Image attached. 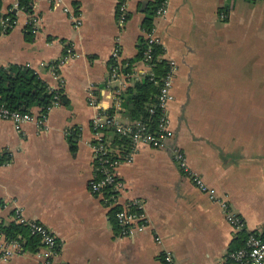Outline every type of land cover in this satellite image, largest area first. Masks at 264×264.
<instances>
[{
    "label": "crops",
    "instance_id": "0c3cea01",
    "mask_svg": "<svg viewBox=\"0 0 264 264\" xmlns=\"http://www.w3.org/2000/svg\"><path fill=\"white\" fill-rule=\"evenodd\" d=\"M78 1L76 8L71 0H33L26 13L16 9L17 0H2L1 13L16 9V20L0 36V68L31 69L51 90L59 88L68 105H53L45 125L0 120V224L14 223L17 210L41 223L56 238L60 264H164L166 252L174 264H222L238 233L218 201L183 174L171 147L184 153L218 200L228 202L245 232L264 233V0H170L167 14L153 17L161 58L176 64L167 110L172 136L165 149L142 145L131 163L117 168L120 206L139 200L148 219L144 232L129 237L121 235L102 195L90 190L92 123L111 110L123 125L135 122L121 104L114 107L115 91L132 87L151 68L134 62L129 75L121 71L109 84L110 63L116 48L121 66L137 56L154 0H126L124 20L119 0ZM29 16L39 21L31 40ZM240 93L252 98H244L243 116L235 118L234 95ZM32 113L38 117L39 109ZM106 136L113 143L114 135ZM16 238L22 254L3 261L0 251V264H39L38 249Z\"/></svg>",
    "mask_w": 264,
    "mask_h": 264
},
{
    "label": "built area",
    "instance_id": "2783aa9c",
    "mask_svg": "<svg viewBox=\"0 0 264 264\" xmlns=\"http://www.w3.org/2000/svg\"><path fill=\"white\" fill-rule=\"evenodd\" d=\"M118 15L124 20L126 0H119ZM170 0H163L161 6L155 12L156 16H165ZM220 18L225 19L226 14L220 13ZM77 21L78 20L75 18ZM39 23L37 16H29L28 26L31 27V32H36V25ZM146 37L147 50L145 51L144 62L148 64L149 53L153 46L159 45L158 41L153 36V29L147 32ZM68 56H73L71 50L66 49ZM162 57V54L159 58ZM119 49H115L112 53V61L110 63V74L108 83L119 81L121 79V65L118 61ZM168 71L162 78V85L157 98V107L161 111L159 125L156 133L148 131L143 123L132 122L123 125L115 116V114L107 115L105 112L100 113L93 121L92 128L95 135L94 143V178L90 182V190L93 194L102 195L103 202L114 212V219L120 228V233L123 237L134 236L144 232L148 227V219L144 209V205L139 200H133L123 206L119 204V195L122 188V182L118 178L117 168L121 162L131 163L134 159L137 149L142 146H149L154 149H165L171 139L172 133L169 126V117L167 114L168 105L173 101L171 92L173 79L175 75L176 64L169 60ZM149 65V64H148ZM58 65H52L54 75L57 74ZM151 68V66L149 65ZM151 72V71H150ZM148 72V73H150ZM54 90V89H53ZM56 91L60 90L55 89ZM121 89L117 88L115 91L114 107H120V95L123 93ZM56 104V103H54ZM49 111V110H48ZM48 111L34 115L30 113H19L11 111L4 105H0V120L12 122L16 127H20L24 123L33 122L38 125H45ZM152 112V111H150ZM113 129L112 134L116 133L127 137L129 143L127 146H114L108 141L105 129ZM171 155L173 161L178 165L183 174L191 179L193 184L211 200L218 201L226 220L232 225L236 233L244 230V222L236 215L230 208L226 200H218L214 190L209 188L202 178L197 175L189 166L187 158L177 147H171ZM109 193V194H108ZM14 223L22 227H26L30 235L39 239L40 245L36 251V257L39 259V264H60L54 261V257L58 251V243L53 233L44 225L38 222L29 221L20 211H16ZM159 242V238H155ZM0 241L3 242L0 251H2V260L6 261L14 253L22 254V240L21 239H7L0 233ZM164 264H174V259L171 253L166 252L163 256ZM222 264H264V236L249 234L245 246L235 251H230Z\"/></svg>",
    "mask_w": 264,
    "mask_h": 264
},
{
    "label": "trees",
    "instance_id": "16d2710c",
    "mask_svg": "<svg viewBox=\"0 0 264 264\" xmlns=\"http://www.w3.org/2000/svg\"><path fill=\"white\" fill-rule=\"evenodd\" d=\"M74 7H78V0H71ZM163 0H154L150 5L149 13L143 22L146 32L152 29V20L155 12L161 6ZM2 0H0V36L11 30L16 20V9L26 13H31L33 8V0H17L16 9H11L7 14L1 13ZM26 37L28 40L32 39L31 27H25ZM147 50V43L142 39L137 56L126 66L122 67V73L129 75L131 73V65L137 61L145 60V51ZM163 54V49L160 45L153 46L149 53L148 64L151 66V72L143 75L132 87L127 88L120 95V104L124 115L130 120L146 125L148 131L156 133L161 111L157 107V98L162 85V78L168 71V63L165 59L159 58ZM61 104L68 105L67 99L62 92L51 90L49 86L43 82L39 76L29 68L22 66H10L6 69L0 68V105H4L11 111L19 113H31L34 108L39 109V113L47 112L53 105ZM152 111V112H150ZM112 115V110L106 113ZM104 132H113V129H105ZM72 150L75 149V138L77 132L72 131L68 135ZM129 139L127 137L115 134L113 138L114 146H127ZM0 155V165L3 160ZM109 194V193H108ZM116 210V209H115ZM111 215L114 219V212ZM115 221V219H114ZM0 233L7 239H15L17 236H22L25 239L23 246L25 248L36 251L40 245L37 237L30 235L26 227L17 225L16 223H9L7 225L0 224ZM249 234L245 230L238 233L235 239L232 250L235 251L245 246V241ZM259 235V234H256ZM264 236V233L261 235Z\"/></svg>",
    "mask_w": 264,
    "mask_h": 264
},
{
    "label": "rangeland",
    "instance_id": "374dc122",
    "mask_svg": "<svg viewBox=\"0 0 264 264\" xmlns=\"http://www.w3.org/2000/svg\"><path fill=\"white\" fill-rule=\"evenodd\" d=\"M248 81H251V79H241V82L243 84H246ZM257 81L258 79H252V83H251V86L252 85H257ZM247 85V84H246ZM224 95H220V97H223ZM235 99H234V103H235V108H234V115L235 118H241L243 116V101H244V98L249 101V96H251L252 98V95L249 94V95H246V94H243V93H240V94H235ZM247 96V97H246ZM229 101H232V95H229ZM222 112V114H224V111H220ZM229 112V111H227Z\"/></svg>",
    "mask_w": 264,
    "mask_h": 264
}]
</instances>
